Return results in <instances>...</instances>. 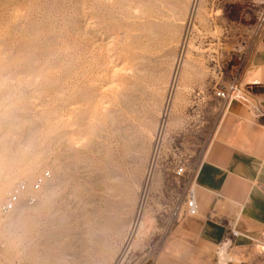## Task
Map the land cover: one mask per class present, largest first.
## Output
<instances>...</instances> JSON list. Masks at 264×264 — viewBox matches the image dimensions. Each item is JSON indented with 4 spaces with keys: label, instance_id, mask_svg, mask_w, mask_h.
I'll list each match as a JSON object with an SVG mask.
<instances>
[{
    "label": "rangeland",
    "instance_id": "374dc122",
    "mask_svg": "<svg viewBox=\"0 0 264 264\" xmlns=\"http://www.w3.org/2000/svg\"><path fill=\"white\" fill-rule=\"evenodd\" d=\"M263 26L264 0H0V264H153Z\"/></svg>",
    "mask_w": 264,
    "mask_h": 264
},
{
    "label": "crops",
    "instance_id": "0c3cea01",
    "mask_svg": "<svg viewBox=\"0 0 264 264\" xmlns=\"http://www.w3.org/2000/svg\"><path fill=\"white\" fill-rule=\"evenodd\" d=\"M248 101H219L193 174L197 214L167 234L153 264H245L264 232V26L235 71ZM252 254V255H251Z\"/></svg>",
    "mask_w": 264,
    "mask_h": 264
},
{
    "label": "built area",
    "instance_id": "2783aa9c",
    "mask_svg": "<svg viewBox=\"0 0 264 264\" xmlns=\"http://www.w3.org/2000/svg\"><path fill=\"white\" fill-rule=\"evenodd\" d=\"M216 95L228 102H232L234 100L248 101V97L245 93L243 86L236 80L231 81L224 88L218 90L216 92ZM183 170H184L183 168H180L179 173L181 174ZM49 174H50L49 172H46L39 175L33 183V188L35 190L40 189V187L44 184L45 179L49 176ZM27 189H28V184L25 181H22L18 183L16 186H14L11 190H9L6 195V199L2 205V209H1L2 213L8 214L12 212L16 208L19 201L21 200L22 194ZM34 201H35L34 196H30L28 198L29 203H33ZM197 210L198 209H197L195 189L192 184V186L189 188L186 194V199L184 203L178 206L176 209H174L172 213V218L175 222H179L186 215L197 214Z\"/></svg>",
    "mask_w": 264,
    "mask_h": 264
}]
</instances>
